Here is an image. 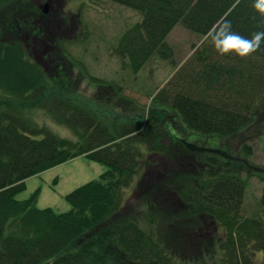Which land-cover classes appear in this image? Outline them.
Wrapping results in <instances>:
<instances>
[{
	"label": "trees",
	"instance_id": "1",
	"mask_svg": "<svg viewBox=\"0 0 264 264\" xmlns=\"http://www.w3.org/2000/svg\"><path fill=\"white\" fill-rule=\"evenodd\" d=\"M33 1L0 0V264H253L264 251V219L242 212L246 180L231 168L229 148L207 155L184 138L165 143L157 127L167 115L137 113L143 107L111 81L92 77L97 89L82 98L72 72L85 68L67 48L78 37L63 35L70 22L78 29L77 14L66 0ZM46 1L55 6L43 13ZM111 1L142 17L113 51L133 73L154 55L172 56L165 38L175 25L202 36L151 103L170 106L191 130L228 139L258 115L264 125V45L242 58L204 43L225 19L249 39L264 31L256 0ZM34 110L74 138L36 122ZM240 148L253 153L247 142ZM81 155L106 169L64 196L69 210L38 208L39 188L15 197L26 178ZM139 168L144 175L122 202ZM249 176L262 183L264 215V170Z\"/></svg>",
	"mask_w": 264,
	"mask_h": 264
},
{
	"label": "rangeland",
	"instance_id": "2",
	"mask_svg": "<svg viewBox=\"0 0 264 264\" xmlns=\"http://www.w3.org/2000/svg\"><path fill=\"white\" fill-rule=\"evenodd\" d=\"M53 5L55 6V2L49 3L48 7ZM63 6L68 12L77 14L79 21L78 29L70 22L69 32L63 34L78 37V42L67 46L72 56L85 68L84 74L76 67L72 72V77L79 78L76 84L78 94L82 98L92 97L98 86L96 81L91 80L92 77L111 81L122 87L124 95L136 100L143 107L142 111L137 113H141L146 118L151 112L155 115L157 111L161 112L157 113L160 118L167 115L166 120L164 118L157 127L165 143L170 141L169 139L184 138L202 147L207 155L212 153V149L228 150L229 148L226 158L230 161L231 168L236 166L239 169L236 174L246 180L242 212L247 216L259 215L264 219L258 204L262 183L257 176H249L255 168L260 167L264 170V125L263 122H259L260 116L244 126L235 137L228 139V137L191 130L177 111L170 106L151 103L155 93L191 55L194 46L202 41V36L184 28L181 24L175 25L165 38L166 43L172 48V56L162 58L154 55L138 73H133L124 60L119 59L113 51L121 34L142 18L138 11L111 0H66ZM29 113H33L31 114L33 119L47 126L53 133L68 139L74 138L70 129L52 121L44 111L34 110ZM244 142L251 144L252 155L240 150ZM142 151L145 155L143 149ZM105 169L106 166L102 163L92 161L83 155L77 156L26 178L24 190L15 197L19 200L28 198L39 188L36 202L38 208L50 207L55 212H65L70 209V205L64 196L76 187L97 179ZM151 173L148 177H151ZM143 175L144 169L139 168L128 185L121 189L122 202L128 200ZM157 177L161 176L157 175ZM220 230L219 226L215 228V231L223 234ZM253 264H264V251L255 252Z\"/></svg>",
	"mask_w": 264,
	"mask_h": 264
},
{
	"label": "clouds",
	"instance_id": "3",
	"mask_svg": "<svg viewBox=\"0 0 264 264\" xmlns=\"http://www.w3.org/2000/svg\"><path fill=\"white\" fill-rule=\"evenodd\" d=\"M255 8L264 14V0H256ZM210 42L220 55L231 53L239 57H248L261 50L264 45V31H257L249 39L232 30L231 21L225 19L214 30L206 34L204 43Z\"/></svg>",
	"mask_w": 264,
	"mask_h": 264
},
{
	"label": "water",
	"instance_id": "4",
	"mask_svg": "<svg viewBox=\"0 0 264 264\" xmlns=\"http://www.w3.org/2000/svg\"><path fill=\"white\" fill-rule=\"evenodd\" d=\"M48 6H49V3H48V1H46V2L43 4V13H47Z\"/></svg>",
	"mask_w": 264,
	"mask_h": 264
}]
</instances>
